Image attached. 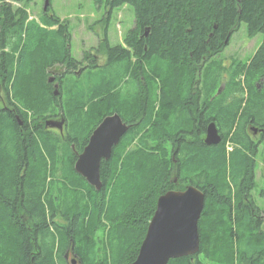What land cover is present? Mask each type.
I'll use <instances>...</instances> for the list:
<instances>
[{
	"label": "trees",
	"instance_id": "16d2710c",
	"mask_svg": "<svg viewBox=\"0 0 264 264\" xmlns=\"http://www.w3.org/2000/svg\"><path fill=\"white\" fill-rule=\"evenodd\" d=\"M14 1L23 6L0 10V83L11 99L0 106V264H73L70 253L78 264H130L159 197L191 184L207 196L201 248L169 264H264V228L252 197L259 143L247 130L264 129V0H95L110 10L133 6L136 22L126 45L107 44V64L87 66L103 70L88 101L78 98L86 89L77 83L69 24L55 14L29 20L32 0ZM242 23L249 37L263 35L253 57L229 66L214 60ZM57 64L66 72L56 77V95L47 70ZM191 73L195 83L182 82ZM63 93L67 106L57 102ZM55 112L65 132L46 127ZM115 112L132 126L102 161L97 190L75 163L103 117ZM213 121L222 141L210 145Z\"/></svg>",
	"mask_w": 264,
	"mask_h": 264
},
{
	"label": "rangeland",
	"instance_id": "374dc122",
	"mask_svg": "<svg viewBox=\"0 0 264 264\" xmlns=\"http://www.w3.org/2000/svg\"><path fill=\"white\" fill-rule=\"evenodd\" d=\"M45 2L46 0H32L27 6L24 5L29 14V20H35L38 22L41 21L43 15L55 14L62 22H67L69 24V31L71 33V54L77 61L78 67L75 71L78 72L80 70V76H76L79 81L77 83L86 89L85 98L81 99L80 96L78 98L80 100L88 101L87 98L90 96L88 92L93 89L95 90L100 85V79H97L96 75H99L100 72L103 74V70L102 68L99 70L87 69V66L94 65L95 63L101 65L105 62L106 64L108 63V55L105 51L107 44L115 46L122 43L123 45H126V35L130 29L135 27L136 20L134 8L131 5H124L110 10L106 2L99 5L95 0H50V9L48 10L49 12H46L44 9ZM6 3H12L11 5L13 6L14 11L18 7L23 6L22 3L14 0H0V10L2 5ZM262 41V34L255 37H249L247 24L242 23L225 48L219 54L215 55L213 59L221 61L225 66L231 65L235 60L248 63L261 45ZM167 71L168 70H166V72ZM47 72L50 73L49 77H60L66 72V66L63 64H57L53 67H49ZM73 76L74 75L66 76L62 86L66 84V89L69 86L72 87L73 82H71L70 79ZM193 76H195V74L191 73L185 78H182V81H187ZM243 77L242 73L238 76L237 80L242 81ZM88 79H90L91 82H88ZM191 80L193 81V79ZM194 83L195 81H193V84ZM257 84H260L261 86L263 83L257 81ZM197 86L198 85L195 84V88H197ZM221 87L225 88V83H223ZM217 93H219V89ZM186 94L187 91H184V95ZM9 99L10 98L7 97L6 91L0 83V106H4L6 103L9 105ZM57 102L60 104L59 106H67L68 97L63 93L58 98ZM246 102L247 92L245 93L243 107H245ZM131 110L132 109L128 110L129 113ZM133 113L134 112H132L131 115ZM58 114L59 113L55 112L51 117L48 116L47 118L52 119L54 116H60ZM48 119L45 120V123ZM97 119H101V117ZM96 120L92 122L94 123ZM262 120H264V116L262 117ZM93 123L89 124L87 129L91 128ZM250 128L251 126H247L248 133L252 140L255 144L259 143L258 152L255 156L257 162V168L255 171L257 185L252 191V197L255 200V204L260 208L258 211L260 212V219L262 220V228H264V137L262 134L258 136L253 135ZM53 131L59 132L58 130ZM226 144L228 152L231 151L234 144L230 139ZM59 159L62 160V157H59ZM110 204L111 203H109V205ZM82 213L84 216L87 214L84 209L82 210ZM90 216L91 213L88 217ZM94 218L95 215H93V220ZM111 227L112 223L109 222V230ZM73 259L76 258L73 255H70L69 261L72 262Z\"/></svg>",
	"mask_w": 264,
	"mask_h": 264
},
{
	"label": "water",
	"instance_id": "95a60500",
	"mask_svg": "<svg viewBox=\"0 0 264 264\" xmlns=\"http://www.w3.org/2000/svg\"><path fill=\"white\" fill-rule=\"evenodd\" d=\"M50 0L45 2V10ZM55 76L49 81L54 83L55 94H59V83ZM223 87L219 89V93ZM48 128H57L63 132L65 119H48ZM131 125L126 123L117 112L107 115L97 125L89 137L84 150L79 154L75 170L88 184L101 190V163L112 158L114 148L119 145ZM255 133L258 132L254 128ZM222 135L215 121L206 130L205 142L219 144ZM206 193L195 185L184 190H169L161 195L156 211L149 223L145 238L140 246L137 258L130 264H169L171 259L195 255L201 248L199 221L206 204ZM77 264V260L73 259Z\"/></svg>",
	"mask_w": 264,
	"mask_h": 264
},
{
	"label": "flooded vegetation",
	"instance_id": "af4514ba",
	"mask_svg": "<svg viewBox=\"0 0 264 264\" xmlns=\"http://www.w3.org/2000/svg\"><path fill=\"white\" fill-rule=\"evenodd\" d=\"M49 10V9H48ZM48 10H45L46 12H49ZM55 82H56V79H55ZM62 118H64L63 116H54V117H52V119H58V120H60V119H62ZM127 123V122H126ZM129 125H131V124H129ZM132 126V125H131ZM65 128H66V121H65V127H64V130H63V132H65ZM131 128V127H130ZM53 130H58L59 132H61L59 129H57V128H52ZM251 129L253 130V135H255V136H258V135H260V134H264V132H262L263 130L260 128V130H258V132H256L255 133V130L252 128V126H251ZM260 131V132H259ZM70 255H71V253L69 254V257H68V259L70 258Z\"/></svg>",
	"mask_w": 264,
	"mask_h": 264
},
{
	"label": "bare ground",
	"instance_id": "6f19581e",
	"mask_svg": "<svg viewBox=\"0 0 264 264\" xmlns=\"http://www.w3.org/2000/svg\"><path fill=\"white\" fill-rule=\"evenodd\" d=\"M247 26H248V25H247ZM206 60H207V59H206ZM195 62H196V61H195ZM236 62H237V61H236ZM184 63H185V62H184ZM237 63H238V62H237ZM194 65H196V64H194ZM194 65H193V66H194ZM239 65H240V64H239ZM244 65H245V64H244ZM185 66H186V65H185ZM188 66H189V65H188ZM237 66H238V65H237ZM232 67H233V65H232ZM238 67H239V66H238ZM243 67H244V66H243ZM248 67H249V66H248ZM190 68H191V67H190ZM196 68H197V66H196ZM249 69H250V67H249ZM181 70H182V69H180V71H179V69H178V73H179V74H180ZM184 70H185V68H184ZM236 70H237V69H236ZM176 71H177V70H176ZM182 71H183V70H182ZM246 71H247V70H246ZM248 71H249V70H248ZM182 73L184 74V72H182ZM182 73H181V74H182ZM183 74H182V75H183ZM193 77H194V76H193ZM184 78H185V77H184ZM190 78H191V77H190ZM176 79H177V78H176ZM178 80H180V76H178ZM190 80H191V79H190ZM173 81H174V83H175V80H173ZM183 81H184V80H183ZM183 81H182V82H183ZM191 81H192V80H191ZM197 81H199V80H197ZM245 81H246V80H245ZM178 82H179V81H178ZM178 82H176V83H178ZM180 82H181V81H180ZM192 82H193V81H192ZM176 83H175V84H176ZM182 84H183V83H182ZM191 84H192V83H191ZM176 86H178V85H176ZM177 88H178V87H177ZM178 90H179V89H178ZM180 91H181V90H180ZM174 103H175V102H174ZM172 105H173V104H172ZM175 105H176V103L173 105V107H174ZM175 109H176V108H175Z\"/></svg>",
	"mask_w": 264,
	"mask_h": 264
}]
</instances>
